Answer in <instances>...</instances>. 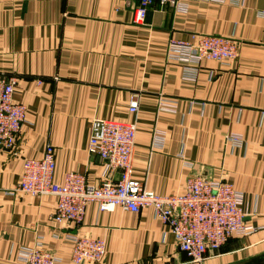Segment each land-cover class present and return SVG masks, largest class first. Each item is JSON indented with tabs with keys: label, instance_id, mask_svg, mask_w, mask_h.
<instances>
[{
	"label": "crops",
	"instance_id": "0c3cea01",
	"mask_svg": "<svg viewBox=\"0 0 264 264\" xmlns=\"http://www.w3.org/2000/svg\"><path fill=\"white\" fill-rule=\"evenodd\" d=\"M134 16V0H0V74L18 77L14 98L27 106L16 149L0 150V264H25L20 250L36 245L56 264H76V234L107 244L103 262L83 264H196L152 208L91 203L80 225L64 227L53 219L56 196L14 191L24 161L48 145L56 183L70 172L102 183L105 162L88 152L96 118L137 122L133 178L149 190L183 194L198 173L243 193L245 220L257 230L204 264L264 253V0L156 1L144 23ZM200 34L235 39L238 57L202 60L198 69L169 60L171 39L194 43Z\"/></svg>",
	"mask_w": 264,
	"mask_h": 264
},
{
	"label": "built area",
	"instance_id": "2783aa9c",
	"mask_svg": "<svg viewBox=\"0 0 264 264\" xmlns=\"http://www.w3.org/2000/svg\"><path fill=\"white\" fill-rule=\"evenodd\" d=\"M134 21L144 23L149 10L158 1L162 6L181 5V0H136ZM169 60L198 69L202 60L226 63L239 55L235 39L200 34L193 43L171 39ZM18 84L15 75L0 74V150L14 151L27 106L15 101ZM140 110V97L135 94L129 111L135 117ZM137 122L96 118L92 121L88 152L105 162V179L100 184L87 182L84 174L70 172L63 184L55 182V149L48 145L39 159H26L21 181L14 191L38 196L54 195L57 204L54 221L65 226H78L85 218L87 206L97 203L101 211L117 207L131 212L152 208L155 215L170 227L178 249L196 264H204L211 253H217L231 239L253 234L257 228L246 222L243 193L225 180H214L201 174L188 177L186 191L177 195H159L133 178L137 139ZM239 142L238 137H234ZM119 171L117 180L110 173ZM2 231L0 226V241ZM73 261L76 264L101 263L107 254L104 239L73 235ZM20 257L25 264H56L58 258L40 245L24 247Z\"/></svg>",
	"mask_w": 264,
	"mask_h": 264
},
{
	"label": "water",
	"instance_id": "95a60500",
	"mask_svg": "<svg viewBox=\"0 0 264 264\" xmlns=\"http://www.w3.org/2000/svg\"><path fill=\"white\" fill-rule=\"evenodd\" d=\"M135 9H136V2L134 0ZM233 264H264V253L257 255L255 257H252L250 259H246L241 262L233 263Z\"/></svg>",
	"mask_w": 264,
	"mask_h": 264
},
{
	"label": "rangeland",
	"instance_id": "374dc122",
	"mask_svg": "<svg viewBox=\"0 0 264 264\" xmlns=\"http://www.w3.org/2000/svg\"><path fill=\"white\" fill-rule=\"evenodd\" d=\"M203 176L207 177L206 175H203ZM211 254H213V253H211ZM211 254H210L208 257H210V256H211Z\"/></svg>",
	"mask_w": 264,
	"mask_h": 264
}]
</instances>
